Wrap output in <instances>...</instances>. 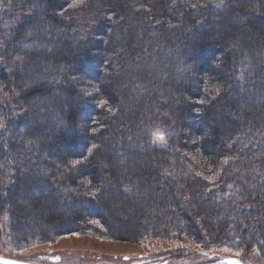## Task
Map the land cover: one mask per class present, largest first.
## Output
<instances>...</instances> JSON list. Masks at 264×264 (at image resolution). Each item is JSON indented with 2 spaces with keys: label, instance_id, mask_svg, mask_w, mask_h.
<instances>
[{
  "label": "trees",
  "instance_id": "obj_1",
  "mask_svg": "<svg viewBox=\"0 0 264 264\" xmlns=\"http://www.w3.org/2000/svg\"><path fill=\"white\" fill-rule=\"evenodd\" d=\"M3 1L0 238L264 253V0Z\"/></svg>",
  "mask_w": 264,
  "mask_h": 264
},
{
  "label": "rangeland",
  "instance_id": "obj_2",
  "mask_svg": "<svg viewBox=\"0 0 264 264\" xmlns=\"http://www.w3.org/2000/svg\"><path fill=\"white\" fill-rule=\"evenodd\" d=\"M27 17L26 14L16 13L0 0V69L5 66L3 58L11 35ZM152 143L155 146L163 145L160 131L153 134ZM65 233L56 237L51 244L26 248H16L0 238V257L33 264H207L234 257L243 264H264V253L254 245L244 252L231 249L225 252L223 249L226 247L223 246L207 251L196 246L183 252L180 247L171 243L142 245L122 238L105 240ZM237 252L241 255L236 256Z\"/></svg>",
  "mask_w": 264,
  "mask_h": 264
},
{
  "label": "water",
  "instance_id": "obj_3",
  "mask_svg": "<svg viewBox=\"0 0 264 264\" xmlns=\"http://www.w3.org/2000/svg\"><path fill=\"white\" fill-rule=\"evenodd\" d=\"M234 260H238V259H236L234 257H227V258L220 259V260H217V261H214L211 263H207V264H222V262H228V261H234ZM5 262H8V264H33V263L23 262L20 260H14L11 258L0 257V264H5ZM241 264H243V263L241 262Z\"/></svg>",
  "mask_w": 264,
  "mask_h": 264
},
{
  "label": "snow or ice",
  "instance_id": "obj_4",
  "mask_svg": "<svg viewBox=\"0 0 264 264\" xmlns=\"http://www.w3.org/2000/svg\"><path fill=\"white\" fill-rule=\"evenodd\" d=\"M79 2H80V0H77V3H79ZM70 6H76V5L74 4V5H70ZM95 147H96V145H93L92 146V148H95ZM90 153H91V149H89V154ZM76 163H79V161H76ZM197 247H199V245H197ZM223 251L228 252L229 249L224 248ZM204 255L207 256V253H204ZM235 255L236 256H240L241 253L240 252H237V253H235ZM125 259H127V258H125ZM5 264H8V262H5ZM222 264H241V262L239 260H234V261L222 262Z\"/></svg>",
  "mask_w": 264,
  "mask_h": 264
}]
</instances>
